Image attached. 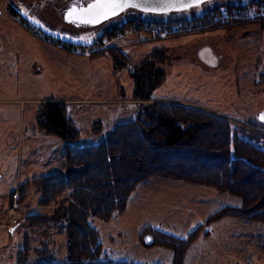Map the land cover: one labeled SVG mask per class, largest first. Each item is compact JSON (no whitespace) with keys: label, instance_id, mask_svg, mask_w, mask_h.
Returning a JSON list of instances; mask_svg holds the SVG:
<instances>
[{"label":"rangeland","instance_id":"374dc122","mask_svg":"<svg viewBox=\"0 0 264 264\" xmlns=\"http://www.w3.org/2000/svg\"><path fill=\"white\" fill-rule=\"evenodd\" d=\"M74 1L0 0V264H16L25 246L24 235L30 250L49 251L47 260L68 258L65 229L29 228L25 222L27 215H51L56 207L39 205L32 186L25 201L19 206L16 202V209L25 215L23 224L10 229L7 215V206L14 204L12 199L9 206L11 194H18L20 186L66 169V143L39 127L43 105L65 101L66 116L79 133L73 144L80 147L96 146L116 126L136 116L141 104L133 100L135 69L116 68L108 53L91 57L97 53L121 50L130 64L137 65L155 51L162 61L152 65L164 76L153 93L154 101L144 105L167 102L202 110L225 119L232 131H245L239 137L264 150V125L256 120L264 110L263 25L207 28L139 44L121 38L87 57L61 49L36 28V37L24 36V28L5 15L23 19L29 29L33 24L23 17L25 9L48 30L71 35L98 32L116 23L72 30L62 17ZM231 1L236 0H211L207 6ZM177 15L155 18L188 17ZM203 44L218 57L217 67L209 68L197 58L195 50ZM240 206V197L227 192L154 175L136 185L123 211L109 220L92 216L89 223L99 234L101 260L173 264L172 248L153 246L150 231L156 230L182 240L196 232L183 264H264V222L233 215L213 219L224 208Z\"/></svg>","mask_w":264,"mask_h":264},{"label":"trees","instance_id":"16d2710c","mask_svg":"<svg viewBox=\"0 0 264 264\" xmlns=\"http://www.w3.org/2000/svg\"><path fill=\"white\" fill-rule=\"evenodd\" d=\"M104 53L111 56L116 68L135 69L133 100L141 105L134 119L116 126L96 146L83 147L73 144L79 133L67 118L65 105H43L39 127L66 143V169L20 186L17 204L25 201L32 186L39 194V205H56L51 215H29L25 220L29 228L65 229L68 258L65 262L47 260L49 251L30 250L28 236L24 235L25 246L16 264H133L100 259L99 234L89 219L96 216L109 220L115 212L123 211L136 185L154 175L240 197V207L224 208L213 219L233 215L264 222V150L239 137V132L245 131H232L225 119L202 110L167 102L144 105L154 101L153 93L164 76L152 65L162 61L156 59L155 51L137 65L130 64L121 50L110 49L91 57ZM150 232L153 246L173 249V264H183L196 235L194 232L182 240L160 231Z\"/></svg>","mask_w":264,"mask_h":264},{"label":"built area","instance_id":"2783aa9c","mask_svg":"<svg viewBox=\"0 0 264 264\" xmlns=\"http://www.w3.org/2000/svg\"><path fill=\"white\" fill-rule=\"evenodd\" d=\"M210 1L186 11L164 15H151L128 10L115 19L101 25L102 27L109 22H116L111 25L112 27L109 26V29L99 30L98 32L92 31L79 35L53 32L70 37V41L44 34L51 43L56 44L61 49L88 57L110 47L112 41L121 38L131 39L133 43L139 44L192 35L207 28L223 29L246 23H259L264 26V4L258 3L256 0H236L224 5L212 4L207 6ZM170 14H178L177 16L184 14L188 17L174 19L155 18ZM12 199L14 204L12 207L7 208V215L9 216V223L12 226H16L21 223L25 215L16 209L18 194L14 193Z\"/></svg>","mask_w":264,"mask_h":264},{"label":"water","instance_id":"95a60500","mask_svg":"<svg viewBox=\"0 0 264 264\" xmlns=\"http://www.w3.org/2000/svg\"><path fill=\"white\" fill-rule=\"evenodd\" d=\"M208 1L209 0H202L201 3L196 5L195 0H128L129 5H135V6H127L117 15L105 20H101L98 23H82L77 19L75 15L71 17L68 16L70 10H76V12H79L82 9H87V7L90 4L95 3V0H90L85 4L81 3L79 6H69L68 9L64 10L63 19L65 23L74 25L77 28L91 29V28L100 27L101 25L115 19L116 17L120 16L122 13L128 10H135L141 13H147L151 15H164L169 13L186 11L201 4H204ZM210 64L217 66V60L214 59L213 62H210ZM262 115H264V110L257 115V120L259 123L264 124V120L260 118Z\"/></svg>","mask_w":264,"mask_h":264},{"label":"snow or ice","instance_id":"6c2138e0","mask_svg":"<svg viewBox=\"0 0 264 264\" xmlns=\"http://www.w3.org/2000/svg\"><path fill=\"white\" fill-rule=\"evenodd\" d=\"M201 2L202 0H195L196 5ZM127 6L135 5H129L128 0H95V3L90 4L87 9H82L79 12L70 10L68 16L71 17L75 15L82 23H98L101 20L117 15ZM260 118L264 120V115Z\"/></svg>","mask_w":264,"mask_h":264},{"label":"crops","instance_id":"0c3cea01","mask_svg":"<svg viewBox=\"0 0 264 264\" xmlns=\"http://www.w3.org/2000/svg\"><path fill=\"white\" fill-rule=\"evenodd\" d=\"M26 34H28V35H30L28 32H25V31H23V35L25 36ZM32 36V35H31ZM195 54H196V56H197V58L199 59V60H203V63L206 65V66H208L209 68H215V67H217L218 65H219V61H218V57H216V55H215V53H214V51H213V49L210 47V46H208V45H200L196 50H195ZM214 59H216L217 60V66H214V65H211L210 64V62H213V60ZM53 102V101H52ZM55 102H65V101H55ZM35 191V190H34ZM36 192V191H35ZM36 194H37V197H38V192H36ZM7 208H8V206H7ZM26 214V213H25ZM28 216V215H27ZM23 221V220H22ZM21 221V222H22ZM26 222V221H25ZM21 224H23V222L22 223H20L19 225H16V226H11L10 227V229H13V228H17V227H20L21 226ZM3 227H5V226H3ZM9 229V228H8ZM22 229V228H21Z\"/></svg>","mask_w":264,"mask_h":264},{"label":"flooded vegetation","instance_id":"af4514ba","mask_svg":"<svg viewBox=\"0 0 264 264\" xmlns=\"http://www.w3.org/2000/svg\"><path fill=\"white\" fill-rule=\"evenodd\" d=\"M256 2H258V3H261V2H259V1H257L256 0ZM82 3V0H76V1H74L73 3H71L70 4V6H79L80 4ZM83 4V3H82ZM262 4H264V3H262ZM69 8V7H68ZM67 8V9H68ZM66 10V9H65ZM8 18H10V19H13L14 21H16V23L17 24H19L20 26H22L24 29L22 30V32L23 31H25V32H28L30 35H32L33 37H36L37 35H36V30L34 29L35 27L34 26H31L29 29L26 27V24L23 22V19L22 20H20V21H18V19L17 20H15V18H13L12 17V15L11 14H5ZM0 16H1V13H0ZM40 22V21H39ZM41 23V22H40ZM62 23H64L65 25H67V26H69L72 30H78V29H80V28H77V27H75L74 25H71V24H67V23H65V21H64V19H63V17H62ZM42 24V23H41ZM42 26L44 27V28H46L43 24H42ZM47 29V28H46ZM38 30V29H37ZM22 32H19V33H21L22 34ZM256 120H257V116H256ZM258 121V120H257ZM261 124V123H260ZM264 125V124H263Z\"/></svg>","mask_w":264,"mask_h":264},{"label":"bare ground","instance_id":"6f19581e","mask_svg":"<svg viewBox=\"0 0 264 264\" xmlns=\"http://www.w3.org/2000/svg\"><path fill=\"white\" fill-rule=\"evenodd\" d=\"M29 13L30 12H26L25 9L22 10L23 17L26 18L27 20H29L36 29L42 31L43 33H45L47 35L56 36L57 38H61V39L70 41V39H71L70 37H67V36H64V35H61V34H55L52 31L44 28L42 26V24L39 22V20L36 17L30 16Z\"/></svg>","mask_w":264,"mask_h":264}]
</instances>
